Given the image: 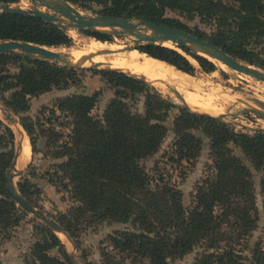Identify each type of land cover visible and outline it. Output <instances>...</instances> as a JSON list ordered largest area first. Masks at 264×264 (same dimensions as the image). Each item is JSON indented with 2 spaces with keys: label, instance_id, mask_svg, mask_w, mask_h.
<instances>
[{
  "label": "trees",
  "instance_id": "1",
  "mask_svg": "<svg viewBox=\"0 0 264 264\" xmlns=\"http://www.w3.org/2000/svg\"><path fill=\"white\" fill-rule=\"evenodd\" d=\"M15 0H0V5ZM84 9L99 6V14L130 20H146L190 33L221 48L232 57L264 69L257 46L264 43V0H66ZM170 11L187 21L197 19L210 33L191 30L181 19L166 16ZM96 40L106 35L85 31ZM18 40L46 47H68L66 30L32 15L0 10V41ZM141 53L176 70L193 75V58L205 73L215 70L207 58L162 45H148ZM17 66L11 73L9 65ZM114 89L101 117L91 112L101 91L71 94L58 100L57 109L69 118L70 132L59 143L62 132L43 128L46 148H52L54 176L76 203L57 219L74 240L81 224L129 225L116 229L107 239L111 251L103 250L106 264H170L196 248L202 250L192 264H264L260 242L248 240L258 227L254 174L261 173L264 195V137L235 131L213 118L184 109L145 82L116 71H97ZM79 83L78 71L44 60L16 54H0V93L4 104L16 113L29 108V99L52 89H67ZM143 97L142 111H133L127 99ZM178 112L171 117L172 111ZM33 151L34 124L22 118ZM170 121V124H168ZM173 134L171 161L194 162L204 138L209 144L210 174L195 187L194 206L186 209L182 192L161 177L155 185L143 166L154 156L169 133ZM15 137L0 119V227L17 224L22 213L6 186V171L14 157ZM236 147L243 154L238 156ZM27 183L21 195L33 204ZM24 214V213H23ZM41 239L33 243L24 264H72L64 245L45 225L35 227ZM57 249L61 258L50 254ZM246 252V254H243ZM170 260V261H169Z\"/></svg>",
  "mask_w": 264,
  "mask_h": 264
},
{
  "label": "rangeland",
  "instance_id": "2",
  "mask_svg": "<svg viewBox=\"0 0 264 264\" xmlns=\"http://www.w3.org/2000/svg\"><path fill=\"white\" fill-rule=\"evenodd\" d=\"M9 4L11 6H20L24 9L34 7L28 0H15ZM74 6L86 15L99 14L98 11L100 10V7L95 5L92 10L84 9L78 5ZM166 16L181 19L191 30H200L205 33H210L211 31V28L201 24L197 19L187 21L178 14L170 11L166 13ZM76 32L67 31L71 38L70 46L50 48L56 49L55 51L60 50L77 54L78 52L84 53L96 42L107 44L113 42L122 43L125 47L133 45L129 39L108 36V42H101L86 33ZM165 45L171 47L169 44ZM256 49L264 59V43L258 45ZM177 51L181 52L180 50ZM181 53L184 54L183 52ZM185 56H187L189 61L195 66L193 75L182 73L174 67L163 63L166 67H170L175 74L179 76L182 75L181 77L188 79L191 84H193L188 89V92L193 94L195 103L203 104V100L207 97H211V101L214 103L215 107L213 114H225L226 116L222 119L224 123L232 127L235 131L248 133L250 135H256L258 133L256 129H261L260 133L264 137V118L252 113L243 112V109L248 107V105L256 107L254 99L264 102V83L229 69L228 67L223 69L218 62H215V70L213 72L205 73L200 69L198 63L193 58L188 55ZM58 65L61 64L58 63ZM254 67L264 71L261 67ZM9 69L11 73L17 72V66L15 65H9ZM77 71L79 75V83L77 85H71L67 89L62 90L52 89L47 93L31 97L29 99V108L25 112L16 113L5 106L4 97H7L9 93L3 96L0 93V119L14 134V154L19 133L17 131L18 129L8 125L6 121L2 119V117H4V115L1 114L3 110L9 113L20 125L21 129L26 134L25 139L30 148L28 161L23 163L24 165L19 169L17 168L18 170H22L23 173L21 176L15 177L14 179L16 188L19 191V185L26 182L33 207L41 210L47 217L56 221L61 214L67 213L76 203L73 201L68 191L62 188L61 181H57V178L54 176L55 165L62 160L53 157L51 153L52 148L45 147L47 136L42 135V129L52 127L56 131L62 132V138L59 139V143L67 139V135L70 132V127L68 125L69 118H66L64 114L57 109L58 100L60 98L71 94L91 95L95 91L100 90L101 95L99 101L91 114L93 117H101L109 100L114 96V89L104 82L100 74L96 73L99 70L84 68L78 69ZM160 82L151 85L156 88L164 98L170 99L178 105H182L181 101L173 92V85L167 82L166 84L165 82ZM178 93L181 96L183 94L181 92ZM126 101L132 107L133 111H142L143 97L136 96L135 99H127ZM177 112V110H173L171 117ZM22 118H27L34 124L33 136L37 147L36 151L32 149L29 136L22 125ZM168 124H170V121ZM20 127L18 126L21 131ZM172 140L173 134L170 132L164 140L160 150L154 156L144 160L143 166L149 174L152 185H155L156 181L162 177L164 181L174 185L182 192L183 205L186 209H190L194 206V194L197 183L211 173L210 168L212 162L209 156V144L207 139L204 138V144L200 155L194 162L187 163L184 161L177 163L169 159V155L172 151ZM233 148L235 153L244 159L240 150L236 147ZM244 161L254 174L256 204L259 216L258 227L252 232L248 244L250 247H253L256 242H260L261 246L264 248V195L261 193L259 185L261 173L255 171L248 161L245 159ZM16 206L20 209V213H22L18 223L5 228L0 227V264H24V259L29 257L31 246L42 237L41 233L36 232L35 227L42 224L45 225L43 221L25 212L17 204ZM128 226L129 225L108 224L106 222L96 225L81 224L79 226L77 239L74 240L71 238L75 245V249L72 243L63 235L58 234L57 237L64 245L66 253L72 252L76 256H81L83 264H106L102 257V252L104 249L111 251V246L107 239L108 235L116 229H123ZM201 252L202 250L200 248H196L180 259L169 261L170 264H192L194 259L198 257ZM50 254L61 258L60 252L57 249L51 250ZM243 254H246V252Z\"/></svg>",
  "mask_w": 264,
  "mask_h": 264
},
{
  "label": "water",
  "instance_id": "3",
  "mask_svg": "<svg viewBox=\"0 0 264 264\" xmlns=\"http://www.w3.org/2000/svg\"><path fill=\"white\" fill-rule=\"evenodd\" d=\"M30 1L34 7L24 9L20 6H11L10 4H2L0 5L1 11H6L13 14H22V15H32L38 18H41L45 21L51 22L57 27L69 31L75 30L77 32L84 33L85 31L94 34L106 35L119 37L124 39H129L133 43L131 46H127L124 49H121L116 52H124V51H132L137 50L148 45H162L166 46L165 43H171L174 45L175 50L184 49L189 53L197 56H201L207 58L215 62L222 63L229 69H232L236 72L244 74L246 76L252 77L258 81L264 83V71L249 65L245 62H242L221 48L209 43L206 40H202L195 35L190 33L182 32L171 27L153 23L146 20H130L126 18L120 17H112V16H104L101 14H91L86 15L82 13L77 7L66 0H28ZM101 41V40H97ZM107 42V41H101ZM167 47V46H166ZM171 48V47H169ZM56 49H52L50 47L33 44L25 41L18 40H2L0 41V54H16L19 56H23L33 60H44L53 62L56 64H61L62 66L73 68L75 70L78 69H89L94 70L97 69L99 71H116L124 73L130 77L141 80L146 84L150 85L154 91H157L151 84H156L151 81H148L142 75H134L132 73L113 69L110 67H101L100 63H95L91 65H85V62L94 57L96 54H88L86 56L81 57L77 61L70 60V56L67 53H60L55 51ZM110 50H101L98 54L110 53ZM183 73V72H182ZM162 82V81H161ZM166 84V83H165ZM158 92V91H157ZM174 94L181 101L182 105H178L184 109H187L193 113H197L200 115H204L206 117L213 118L217 121H222V119L226 116L225 114L219 115H211L205 112H198L191 109L188 104L185 102L184 98L174 89ZM172 102V101H171ZM174 103V102H173ZM254 103L256 107H252L248 105V107L243 109V112L252 113L261 118H264V102L254 99ZM4 119L8 125L17 124L15 119L6 111L3 110ZM224 123V122H223ZM21 129V127H20ZM261 129H256L258 132L256 135L260 138L262 134L260 133ZM21 139L18 136V142L15 149V154L9 170L6 172V186L9 194L11 195L13 201L21 207L25 212L38 217L43 221V223L52 230L57 236L58 234L63 235L68 241H70L75 249V245L68 235V233L60 226V224L49 217H47L41 210L33 207L31 203H29L18 191L16 185L14 183L15 177L21 176L23 171L17 169L18 160L22 155L23 151V141L26 136L24 131L21 129L20 131ZM68 257L71 260L72 264H83L82 257L76 256L74 253H68Z\"/></svg>",
  "mask_w": 264,
  "mask_h": 264
},
{
  "label": "bare ground",
  "instance_id": "4",
  "mask_svg": "<svg viewBox=\"0 0 264 264\" xmlns=\"http://www.w3.org/2000/svg\"><path fill=\"white\" fill-rule=\"evenodd\" d=\"M74 31L75 30H69ZM77 33V32H76ZM75 37V36H74ZM130 42V41H129ZM92 43V42H91ZM169 44V46L174 47L171 43H165ZM89 45V44H88ZM125 46L122 43H100L96 42L93 43V46H90V48L87 51L83 52H76L69 53L66 51H60L57 50V52L60 53H67L70 56V60L77 61L83 56H86L88 54H96L94 57L89 59L85 62V65H91L95 63H100L101 67H110L113 69H119L123 70L129 73H132L134 75H142L144 76L148 81H151L153 83H156L157 81L167 82L173 85L174 89H176L178 92L183 93L182 97L184 98L185 102L188 104V106L198 112H205L209 113L211 115L215 111L214 103L211 101V97H207L205 100H203V104H196L193 94L188 92V89L193 85L188 79H185L184 77H181L177 74H175L170 67H166L165 64L161 61H158L154 58L146 56V54H143L137 50L132 51H124V52H116L121 49H124ZM175 48V47H174ZM101 50H110L112 52L105 53V54H98L97 53ZM223 69L226 68L225 65L220 63ZM161 83V82H160ZM195 95V94H194ZM196 97V96H195ZM199 98V97H198ZM3 112V111H2ZM4 115V113H2ZM16 129H18L19 138L21 139L20 130L17 126V124L13 125ZM29 145L24 138L23 141V151L22 155L18 160L17 168L19 169L23 163H26L29 159Z\"/></svg>",
  "mask_w": 264,
  "mask_h": 264
}]
</instances>
